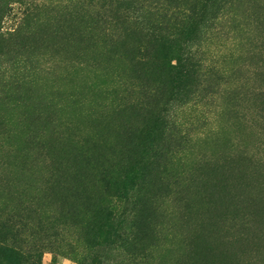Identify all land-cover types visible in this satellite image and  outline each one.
<instances>
[{"label": "rangeland", "instance_id": "374dc122", "mask_svg": "<svg viewBox=\"0 0 264 264\" xmlns=\"http://www.w3.org/2000/svg\"><path fill=\"white\" fill-rule=\"evenodd\" d=\"M75 1L0 0V264H264V0Z\"/></svg>", "mask_w": 264, "mask_h": 264}, {"label": "trees", "instance_id": "16d2710c", "mask_svg": "<svg viewBox=\"0 0 264 264\" xmlns=\"http://www.w3.org/2000/svg\"><path fill=\"white\" fill-rule=\"evenodd\" d=\"M93 1V6H97V2H102V0H91ZM95 2V4H94ZM115 4H117L116 8L118 7H125V9H129L130 7L133 8L134 12H138L137 14L142 16L143 20L142 23L147 26L148 30L152 33L157 31H163L165 33L172 32L178 30L184 22L186 23L189 20L190 16L187 14V9H184L181 6H168L167 4H161L157 0L155 2L147 1L148 4H145L146 0H114ZM86 1L83 0H76V5H84ZM122 4V5H121ZM92 5V3L90 4ZM98 7V6H97ZM139 7H145V12H139ZM111 10V9H110ZM87 15H92L91 12H94L98 19H106L104 14L98 9V12L89 10V7L86 8ZM109 15H113L112 12ZM114 16V15H113Z\"/></svg>", "mask_w": 264, "mask_h": 264}, {"label": "bare ground", "instance_id": "6f19581e", "mask_svg": "<svg viewBox=\"0 0 264 264\" xmlns=\"http://www.w3.org/2000/svg\"><path fill=\"white\" fill-rule=\"evenodd\" d=\"M218 258V257H217ZM219 260H217V261H219V264L221 263V264H223L224 263V261L226 260V261H228V258H227V256L225 255L224 256V259H221V258H218ZM225 264V263H224Z\"/></svg>", "mask_w": 264, "mask_h": 264}]
</instances>
